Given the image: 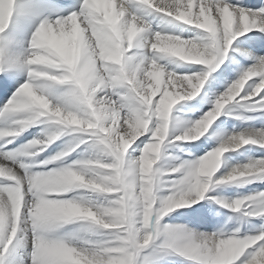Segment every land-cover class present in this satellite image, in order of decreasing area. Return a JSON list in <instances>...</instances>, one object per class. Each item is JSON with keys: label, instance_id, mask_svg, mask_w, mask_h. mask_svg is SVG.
Instances as JSON below:
<instances>
[{"label": "clouds", "instance_id": "obj_1", "mask_svg": "<svg viewBox=\"0 0 264 264\" xmlns=\"http://www.w3.org/2000/svg\"><path fill=\"white\" fill-rule=\"evenodd\" d=\"M84 7L90 16L83 21L76 13L52 23L36 21L26 47L13 54L21 67L12 68L6 62H0V71L15 69L23 71L26 76L25 82L0 109V112L22 113L23 119L15 121L18 127L10 131L0 128V136L16 135L37 122H48L56 126L57 131L43 140L30 142V147L40 151L43 150L40 145L46 147L64 129L91 132L95 136V158L78 167L70 165L31 176L25 174L23 180L19 176L9 175L15 184L8 190L7 199L0 196V240L6 236L7 246L17 233L24 183H27L28 191L35 200L28 213L31 229L35 233L34 264H53V259L60 253H66L72 264H133L136 251L161 234L158 224L162 217L176 209L189 207L202 198L213 182L224 153L247 144L264 146V132H241L228 136L189 168L183 181L184 187L178 194L164 198L157 205L154 188L159 182L160 173L154 169V165L159 159L160 145L168 135L171 105L165 108L158 105L155 110L154 114L160 121L152 131L156 143L146 144L134 164L125 161V153L138 137L149 131L153 114L150 111V98L161 84L175 89L171 93L174 103L175 99L194 98L204 78L175 77L172 73H166L157 59L148 60L147 67H144V59L134 63L133 57L126 53L132 48L147 49L159 59L198 62L214 60L215 56L192 41L159 32L149 34L136 17L126 19L123 11L116 8L115 0H85ZM17 8V0H0V37H7L6 30L19 23ZM217 15L219 24L210 10L196 17V20L213 37H216L219 26L223 25L225 49L235 35L264 23L250 20L240 13V32H234V13L225 6L217 9ZM81 24L85 26L81 27ZM253 77H260V80L250 95L264 89V62L243 73L228 94L217 101L211 113H205L191 127L181 129L174 139L193 141L203 136L224 105L239 95ZM126 85L133 86L142 107H126L108 95L111 90ZM67 154L58 152L42 163L60 160ZM109 158L111 163L103 162ZM6 174L8 172L0 167V175ZM258 174L264 175V159L233 167L215 182L228 183ZM77 188L97 193H119V196L105 206L78 199L49 198ZM241 203L234 202V208L238 209ZM260 207H264V204ZM74 220L89 221L98 229L114 230L111 236L117 246L91 251L77 250L69 247L71 241L65 243L61 238H50L53 228ZM150 223L152 230L144 231L142 235V229H149ZM163 234L169 248L195 254L202 264H230L232 258L259 239H238L234 236L220 239L207 235L193 245L192 237L182 231L170 230L165 226ZM250 264H264V251L255 255Z\"/></svg>", "mask_w": 264, "mask_h": 264}, {"label": "rangeland", "instance_id": "obj_2", "mask_svg": "<svg viewBox=\"0 0 264 264\" xmlns=\"http://www.w3.org/2000/svg\"><path fill=\"white\" fill-rule=\"evenodd\" d=\"M226 2L230 5H237L234 4L232 0H226ZM255 3L254 10L259 11L264 9V0L256 1ZM140 13H142V10L139 11V15ZM53 14V18H55L56 15H63L66 14V12L62 10L60 12L54 11ZM262 14L264 17V12H262ZM194 32L197 38L206 35L203 30L200 29H195ZM254 33L256 35H253ZM246 34V37H250L251 39L245 40V44L256 45V48L247 49L252 52L253 55H258L259 53L264 55V46H260L259 44V42L264 39L263 32L251 29L249 32H246ZM188 37L194 36L193 34H189L185 38ZM141 53H145V51L134 48L129 50L128 55H137ZM146 54L151 55L152 52L147 50ZM230 54L234 55L235 59L236 56H241L244 60L248 61L245 54H240L231 48H229V51L225 56L226 61H228V56ZM137 61L138 60H136V62ZM254 63L255 62L252 63L250 61L247 64L252 65ZM171 65H174V63H171ZM245 65L246 63H243V66ZM164 67L165 70H169L174 74H177L173 71V66L170 68L168 66ZM229 73L217 77L214 82V87L207 92L202 93L203 98L196 107H189V101H178L170 110L169 134L165 141L161 144L159 159L156 165H154V169L158 170L160 173L159 182L157 184L158 186L156 185L154 191V195L157 200L167 196L171 188L175 185V182L184 174L183 167L179 172H172L171 169L195 162L198 158L202 157L208 151L214 149L220 144V138L215 136L214 129H212V127L217 128L219 126L218 128H223L224 139L232 134H239L241 132L253 133L256 130H264V99H260L259 94H257L256 98L249 97V100L245 101L243 99L242 90L239 97L225 105L221 114L216 118L213 124L210 125V127L212 126L209 128L210 130L202 137L198 138L196 141H177L171 139L176 134H179L181 129L189 127L193 121L199 119L204 112L213 107V101L216 96L225 91L226 88L238 78L239 74L237 73V70H235L234 66L231 67V71ZM255 78L256 77H253V79ZM121 89L123 88L113 89L111 92L114 93L116 91H120L122 94L123 92ZM169 90L175 91L174 88H169ZM155 120L159 122L158 118H155ZM152 123L153 122H150V128L152 127ZM211 129L213 131H211ZM71 135L75 136L86 134L72 133ZM146 137L147 133L138 137L137 140L133 142V145H131L127 150L128 152L125 153L124 158L126 161L138 158L140 155V149L143 148V144L140 142L145 141ZM67 138L68 137H64L63 135L58 138L59 141L57 140V150L61 149ZM137 144L140 145L139 149L136 148ZM78 153L80 154L79 156L76 155ZM88 155H94V148L88 144H84L76 148L73 155L70 156V159L72 161L80 157H88ZM262 159H264V146L259 144L243 145L239 149L230 150L224 153L221 158V165L214 174L213 182L210 184L209 189L205 192L204 197L199 199L198 203L192 204L189 207L176 209L162 217L158 224L161 234L156 235L148 246L140 248L136 251L133 264H198V262L181 255L175 249L169 248L165 245V235L163 234L165 226L169 228L186 226L187 229L195 228L196 231L205 233L222 231L225 233L224 238H227V234L235 231L236 229H239V232L235 238H243L245 234L254 233L255 230L261 226V224H264V220L241 216L240 212H235L226 207H222L221 204L216 202V200L222 199L225 202H231L240 198L245 200V204L250 208L260 207V205L264 204V175L258 174L251 177H245L222 185L216 183L215 178H221L233 167H242L245 164L252 163V161ZM56 198L78 199L85 202H92L96 206H105L110 201H114L117 198V195L115 193H97L90 189L77 188L69 193L56 196ZM192 209H199L202 213L209 215L211 217L210 222L196 227L193 221L197 219V217L192 213ZM230 217H238L239 219H229ZM88 223L90 224L89 221L79 220L62 223L53 228L49 236L50 238H66L71 241L73 246L81 245L82 242H86L83 243L82 246L88 248L95 247L96 245L102 244L108 240H112L111 233L113 230L99 229L96 231L95 228H93L90 233L80 231L81 228ZM151 228L152 224L150 223L149 229ZM147 230L148 229H142V232ZM18 240L19 239H14L8 246L4 256L0 258V264H34L30 255L33 252V236H31L30 239L28 238L23 241Z\"/></svg>", "mask_w": 264, "mask_h": 264}, {"label": "snow or ice", "instance_id": "obj_3", "mask_svg": "<svg viewBox=\"0 0 264 264\" xmlns=\"http://www.w3.org/2000/svg\"><path fill=\"white\" fill-rule=\"evenodd\" d=\"M130 2H131V0H115V6L118 10L123 11L126 19H132V17H136L137 22L142 23V25L146 28L147 25L141 17H139L138 15L133 14L127 10V6ZM138 2L147 8L154 9L158 13L167 15L168 17H173L178 22H183L186 25L195 26L197 29L203 30V32L206 35L203 37H199V38H197V37L185 38V37H182L180 35L172 34L169 32H164V31L148 32L149 34L159 32L162 35L174 36V37H178L181 40L192 41V42L200 45L201 48H206L211 56H215L214 60L209 59L206 62L187 61V62H191L192 64H196V65H206L207 70L201 69V70L197 71L195 69H190L189 74H183V75H176L171 71L166 72V73H172L175 77H187V78H192V79H195L196 77H203L204 78L203 83H202V86L199 88V92H198V94H200V95L197 94V95H195L194 98L187 99V100L175 99V102L173 103L174 98L172 96L170 97V93H169V88H172V86H169L166 84H161L159 90L156 91L150 98V111L153 113L151 122H153V123H152V127L151 128L149 127V131L147 132L146 140L140 142L143 144V148H144V146L146 144L156 143V140L152 137V131L155 129L156 124L160 123V121L157 122L155 120V118H157V117L154 114L158 105L161 108H165L168 105H171V109H172L173 105H175L178 101H189L190 102L189 107H193V108L196 107L200 103L201 99L203 98V94L201 92L202 88L205 91L212 89L214 87V81H215L217 76L228 74L231 71L232 62L226 61L225 56L228 53L229 46L232 45L233 40L238 36H243L244 33L249 32L253 28L259 27L260 31L264 32V23H258L256 25L252 26L251 28H249L248 30L243 31L242 33H240L238 35H235L231 39L230 43L227 44V47L225 49V30H224L223 25L219 26V31H218L216 37H213L209 32L205 31V29L203 27L198 25L196 17H199V16H201L202 13H207L210 10L212 15L217 19L218 24H219L220 18L217 15V9L218 8L222 9L225 6H227L229 8V10L234 13V16H235V21H234L232 30L234 32H240V28H239L240 13H243L250 20L251 19L258 20L257 17L261 16V13L264 12V9H261L259 11H255V12L254 11H246L245 9H243L241 7H238L235 5H230L229 3L226 2V0H148V2H145V0H138ZM17 3H18V8H17L16 14L19 17V23L21 25L24 22L31 21V20L43 21L46 24L52 23L53 21L62 20L64 17L71 15L72 13H76L80 17L81 21H83L86 16H90V12H86L85 7H84L85 0H17ZM45 10L50 11V12L62 10V11H65L66 14L56 15L55 18L44 17L42 14ZM258 21L264 22V19L258 20ZM81 25H82V27L85 26L84 24H81ZM253 35H256V34L254 33ZM30 36H31V34H30ZM249 39H251V38L250 37H244L242 40H237L236 44L233 45V47H235V48H249V49L256 48V45H254V44H245L244 41L249 40ZM7 43H8V37H0V62H6L12 68L21 67V65L19 64L18 58L14 57L13 54H11V55L5 54V48H6ZM259 44H260V46H264V39H262L259 42ZM132 49H134V48H132ZM143 50H147V49H143ZM129 57H131V56H129ZM140 59L145 60L144 67H147V61L150 59H157V62L160 60L154 54L152 56L141 55ZM236 60L239 61L240 63H248V61L244 60L241 56H236ZM260 62H264V55L256 57L254 64L247 67L246 69H243L241 71V73L238 75V78L235 79L234 82H232L226 88L225 91H223L221 94L216 96L215 100L213 101V107L210 110L204 112V114L202 116H200L199 119H196L195 121H193L189 127H191L192 124H194L197 120H200L202 117H204L205 113H211L213 108L216 106L217 101L222 96L228 94L230 88L241 77V75L243 73L247 72L250 68L254 67L257 63H260ZM163 70H164V68H163ZM210 73L212 74L211 79H209ZM25 79L23 82H20L19 84H17L13 73H11L9 71H0V92L6 94L10 89L14 88L15 90L12 92V95H13V93L16 91V89L25 82ZM165 79H167V78L165 77ZM259 80H260V77H256L255 79L249 80L244 85L242 90H243V99L245 101H248L249 97H252V98L257 97V94L256 95H250V94L252 93L253 88L259 82ZM206 81H207V83H206ZM123 89H124L123 94H121L120 91H116L114 93H112V92L108 93V95L111 96L112 100L116 101L118 104H124L126 107H132V106H141L142 107L143 106L140 98L136 95V92L133 90V86H127L126 85ZM242 90L240 91L239 95H237L234 99H236L237 97H239L241 95ZM258 94H259L260 99H264V89H262ZM12 95L3 104V106H0V109L4 108V105L8 103V101L12 97ZM98 95H105V93H99ZM233 100H231V101H233ZM227 104H229V103H227ZM227 104H225V105H227ZM225 105H224V107H225ZM224 107L222 109H224ZM222 109L220 110V114H221ZM5 116H9V117L13 118L10 125L6 128H3L6 131H10L12 128L18 127V125H16L15 121L23 119L22 113L0 112V118L5 117ZM123 116H124V111L122 110L121 111V117H123ZM215 120L212 121L211 125L213 124V122ZM37 123L44 124L45 128L42 130V132L39 136L34 137L32 140L28 141L23 147H21L19 149V152L21 154L26 155L27 153H26L25 149L30 148V149H33L32 152H38L37 155H32L33 157H36L39 155V153L44 152L45 149L48 147V145L52 144L59 137H61L63 135V136L68 137V138L65 140V143L62 145L61 150L58 152H67L68 154L64 155L63 158L69 157V159L56 160L59 163L56 164L52 168H65V167H68L70 165L78 167L80 164L84 163L85 161L95 158L94 156H88V157H83V158L75 160V161L70 160V153L74 152L76 150V148H78L80 145L88 144L91 147H93L94 142H95V136L91 132H77V131H73L71 129H64L62 131V134L59 135V137L56 138L52 143L48 144L46 147L44 145H40V148L43 149L42 151L38 150L37 148L30 147V142L37 141V140H43V139H45L46 136H48L52 132L57 131L56 126H54L48 122H37ZM37 123H35L31 126H35ZM121 123H123V120H121ZM27 128H25L24 131H26ZM209 128H208L207 132L209 131ZM24 131L19 132L16 135L0 136V141L11 142L10 138L18 136L21 133H23ZM255 132H264V130H256ZM72 133H81V134H86V135H75V136H73V135H71ZM168 134H169V131H168ZM232 135H235V134H232ZM167 137H168V135H167ZM171 139L175 140L174 137H172ZM196 140H193V141H196ZM132 145H133V143H132ZM136 148L139 149L140 145L137 144ZM160 148H161V145H160ZM142 149H140V152ZM212 150H210V151H212ZM210 151H208V152H210ZM58 152L52 154L49 157H46L42 161H39L38 166L41 168V170H38L35 172L26 171L25 169L27 166L23 163H21L18 168H15V167L9 166V164L5 163L2 159H0V167H3L8 172V174H6V175H0V181H2V180L7 181V183H4L2 186H0V196H3L5 199H7L8 190L15 184V181L10 179L9 175L19 176L23 180L25 174H27L28 176H31L34 173L48 172L50 169H47L46 166L51 165V164H53V162H56V161H53L50 163H42V162L49 161L50 158L55 156ZM79 155L80 154L78 153V156ZM198 160H199V158H198ZM198 160H196L195 162L189 163L185 166H178V167L171 169L172 172H179V171H181V168L183 167L184 168V174L180 179H178L175 182V185L171 188V190L167 196H164L159 200L156 199L157 205L164 198L176 195L183 189V187H184L183 181H184L186 172L189 170V168L191 166H194ZM136 161H137V158H135L133 160H128L126 162L128 164H134ZM74 162H76L75 165H74ZM103 162L104 163H111L112 161H111V159H105ZM224 175H226V174H224ZM213 178H214V176H213ZM215 179H216V181H218L220 178H215ZM218 184L222 185L225 183H218ZM137 185L139 186V179H137ZM137 190H138V188H137ZM154 191H155V188H154ZM115 194L117 195V198H118L119 193H115ZM204 194H205V192H204ZM204 194H203L202 198L204 197ZM49 198L50 199H60V198H54V197H49ZM210 199H215V198H210ZM239 201H242L243 203L240 204V207L238 209H235L234 208V202H239ZM216 202L221 204L222 207H226V208H228L232 211H235V212H240L241 216H248V217L259 218L261 220H264V207L250 208L245 204V200H243V199L237 198L231 202H225L224 200L221 199V200H216ZM34 203H35L34 197H33L32 193L28 191L27 183H24V199H23V203H22V206L20 209V216H19V223H18V227L21 230L24 228H31V221L28 218V213H29V209L32 207V205ZM195 203H193V204H195ZM192 213L197 217V219H195L193 221V223L196 225V227H199L202 224L209 223L211 220V217L209 215L202 213L199 209H192ZM154 219L155 218L153 217V220ZM229 219H239V218L238 217H236V218L230 217ZM74 221H76V220H74ZM79 221H82V220H79ZM94 227H95V225L90 223V224L83 226L80 231L85 232V233H90ZM169 229L170 230H176V231H182L186 234H189L192 237L193 245L199 243V241L204 236H207V235H213V236L220 238V239H226V238H224L225 233H223L222 231H214V232L205 233V232H198V231H196L195 228L187 229L186 226L171 227ZM103 230H110V229H103ZM151 230L152 229H148L147 231H151ZM238 232H239V229H236L235 231L228 233L227 238L229 236L236 237L238 235ZM17 233H18V229H17ZM17 233L13 237L11 243L13 242L14 238L17 236ZM141 234L143 235V232ZM256 237H259V239H256L255 242L252 243L249 247L243 249V251L237 257L232 258L230 261V264H250V261L252 260V258L255 255H257L261 251H264V224H261V226L259 228H257L254 233L245 234L243 236V238H238V239L256 238ZM34 239H35V233L33 234L32 243L34 242ZM61 239H63L65 243H68V241H69L66 238H61ZM5 241H6V236L4 237L3 240H0V258H2L4 256L5 251L8 249V246L11 244V243H8L7 246H5ZM151 241H153V240H151ZM150 242H149V244H150ZM83 243H86V242H82L81 245H76V246H73L71 243V244H69V247L76 248L77 250H89V251H91L93 249H102V248H106V247L111 248V247L117 246V244L113 240H108L102 244L96 245L95 247H91V248L82 246ZM165 245L167 246L166 241H165ZM177 252H179L181 255L189 257L193 261L198 262V264H202V261L195 254H185V253H182L180 251H177ZM30 255H31V259L33 260L34 253L32 252ZM53 264H72V260L66 253H60L58 255V257L53 259Z\"/></svg>", "mask_w": 264, "mask_h": 264}, {"label": "bare ground", "instance_id": "obj_4", "mask_svg": "<svg viewBox=\"0 0 264 264\" xmlns=\"http://www.w3.org/2000/svg\"><path fill=\"white\" fill-rule=\"evenodd\" d=\"M256 1H260V0H232V2L234 4H237L235 6L241 7L243 9H245L246 11H254V12L257 11V10H254L255 9L254 4H256L255 3ZM141 8H143V9H141ZM127 10L133 14L138 15L139 17H141L145 21V23L147 25V27H146L147 32L164 31V32L172 33V34H177V35H180L182 37H186L189 34H193L194 37H197L195 35V32H194V30L197 29L195 26L186 25L183 22L176 21L173 17H168L167 15L156 12L154 9L147 8L143 5H141L138 2V0H131V2L127 6ZM140 10H142V13H140V15H139ZM53 13H54V11L50 12V11L45 10L42 15L44 17L53 18L54 17ZM257 19L258 20L264 19L263 14L261 13V16L257 17ZM35 22H36V20L24 22L22 25L20 23H18L15 27L10 26V28L8 30H6L5 35L8 37V43L6 44V48H5V54L6 55H11V54H14L16 52L22 51L23 48L26 47L27 41L30 37L31 31L34 28ZM81 27H82V25H81ZM253 30L260 31V28L259 27L253 28ZM9 33H10V35H9ZM263 34H264V32H263ZM248 35H250V34H248ZM246 36H247V34L244 33L243 36L236 37L233 40L232 45L229 46V48L239 52L240 54H245V56L248 59V62L251 61L253 63V62H255L256 57L261 56V53H259L258 55H253V53L250 52L247 48H235V47H233V45L236 44L237 40H241ZM143 51H145V53H141V54H137V55H132V54L128 55V53H126V55L133 57V62L137 63L140 61L141 55H147L146 54L147 50H143ZM152 55H153V53L151 55L148 54L147 56H152ZM136 60H138V61L136 62ZM228 61L232 62V67L234 66V68H235V70H237L238 74H240L243 69H246L247 67L251 66L247 63L245 66H243V63H238L239 61H237L235 59L234 55H232V54H230L228 56ZM158 63L163 68H165L164 66H168L169 68L171 66H173V69H174L173 71L177 73L176 75L189 74L190 69L207 70L206 65H196V64H192L191 62H187V61L170 60L167 58L166 59H160L158 61ZM171 63H174V65H171ZM175 69H178V70H175ZM168 71L165 70V72H168ZM9 72L13 73L17 84H19L20 82H23L24 79L26 78L25 73L23 71L13 69V70H10ZM217 77H216V79H217ZM211 78H212V74L210 73L209 79H211ZM221 82H226V81H221ZM206 83H207V81H206ZM14 90L15 89L12 88L6 94L0 92V106H3V104L12 95V92ZM121 91L123 92L124 89H121ZM172 92H174V91L169 90L170 97H171ZM201 92L205 93L207 91H205L202 88ZM217 93H219V92H217ZM12 119L13 118L9 117V116H5V117L0 118V128L8 127L10 125ZM218 127L217 128L212 127V129H214L215 136L220 138V143H221L224 140V137H223V134H224L223 131L224 130H223V128H218ZM44 128H45L44 124L37 123L35 126H29L26 129V131H24L20 135L10 138L11 142L0 141V159H2L5 163L9 164V166H12L15 168H18L19 165L21 163H23L27 166L25 169L26 171L35 172V171L41 170V168L38 166V162L42 161L46 157H49L52 154L61 150V149L57 150L58 149L57 148V140L58 139L55 142H53L52 144L48 145V147L45 149V151L39 153V155L36 157H33L31 155L33 149H30V148L25 149V151L27 153L26 155L21 154L19 152V149L21 147H23L28 141L32 140L34 137L39 136ZM212 129H211V131H213ZM72 155H73V152L70 153V156H72ZM76 155H78V154H76ZM62 159H69V157H65ZM78 159H81V157L74 159L72 161H75ZM255 162L256 161H252V163H255ZM56 164H58V161L53 162V164L46 166V168L51 169ZM4 183H7V181L6 180L0 181V186H2ZM54 198H56V196ZM196 203H198V201ZM94 228L96 231L99 230L96 227H94ZM33 234H34V231L31 228H28V230H27V228H24L21 230L18 227V233L14 239H16V240L19 239L18 241H23V240L28 239V238L30 239L31 236H33ZM25 253H27V252H25ZM15 254H16V252H15ZM12 258H13V256H12ZM22 260H23V258H22Z\"/></svg>", "mask_w": 264, "mask_h": 264}]
</instances>
